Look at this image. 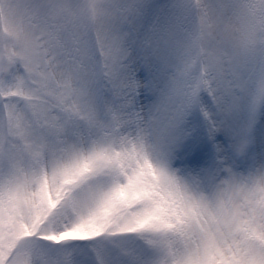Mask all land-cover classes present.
<instances>
[{"label": "snow or ice", "instance_id": "1", "mask_svg": "<svg viewBox=\"0 0 264 264\" xmlns=\"http://www.w3.org/2000/svg\"><path fill=\"white\" fill-rule=\"evenodd\" d=\"M0 264H264V0H0Z\"/></svg>", "mask_w": 264, "mask_h": 264}]
</instances>
